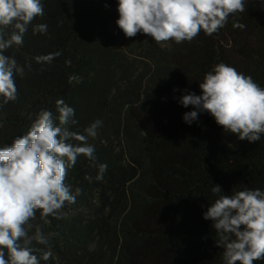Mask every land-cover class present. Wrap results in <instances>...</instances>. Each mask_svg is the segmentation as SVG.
I'll return each mask as SVG.
<instances>
[{"label":"trees","instance_id":"obj_1","mask_svg":"<svg viewBox=\"0 0 264 264\" xmlns=\"http://www.w3.org/2000/svg\"><path fill=\"white\" fill-rule=\"evenodd\" d=\"M41 2L44 15L5 52L25 74L15 77V101L0 97V147L26 134L42 109L58 117V99L75 110L70 130L83 133L97 119L102 126L88 139L96 160L80 156L69 169L65 182L74 195L82 190L75 203H65L59 219L45 223L38 211L30 222L29 235L36 226L57 233L50 246L33 241L51 252L40 264H224L203 214L217 198L214 185L227 194L264 190V134L239 140L207 112L189 125L183 115L195 109L179 98L200 95L199 83L219 63L264 87V0H245V11L218 33L180 44L126 37L116 24L118 0ZM36 24L47 32L34 34ZM56 52L50 64L34 59ZM70 75L82 81L69 83ZM101 163L107 170L97 180Z\"/></svg>","mask_w":264,"mask_h":264},{"label":"clouds","instance_id":"obj_2","mask_svg":"<svg viewBox=\"0 0 264 264\" xmlns=\"http://www.w3.org/2000/svg\"><path fill=\"white\" fill-rule=\"evenodd\" d=\"M118 27L126 37L143 33L157 44L174 41L191 42L202 31L211 36L223 28L230 16L245 11V0H118ZM44 15L41 0H0V97L3 103L15 101L17 75L23 77L25 67L5 55L13 45L23 44V36L36 17ZM11 27L13 31L6 33ZM46 24H36L33 33H46ZM234 27L243 28L242 24ZM60 52L39 55L37 63H51ZM70 65L71 61H65ZM30 67V65H29ZM82 77L70 75L69 83H79ZM201 94L188 92L179 98L184 107L195 110L184 113L183 120L191 124L199 113H209L225 132L239 140L257 142L264 134V87L251 76L238 72L225 63L213 66L203 82ZM58 117L50 110H41L26 134L0 147V264H40L51 252L39 245L50 246L55 232L45 233L36 226L29 235L40 212V218H60L65 203L73 204L76 195L65 181L69 169L80 156L95 161V147L89 137L97 136L102 121L97 119L83 133L70 130L78 123L75 110L62 99L56 101ZM58 121V123H57ZM0 123V127H2ZM73 141L79 143H73ZM97 180H102L106 164H99ZM91 179L90 177H85ZM217 197L203 214L212 222L217 235L216 245L223 249L224 264H254L264 260V190H237L225 193L220 185L211 189ZM40 253L38 257L35 253Z\"/></svg>","mask_w":264,"mask_h":264}]
</instances>
